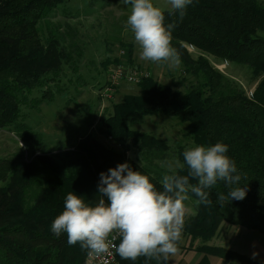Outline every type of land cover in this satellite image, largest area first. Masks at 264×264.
Segmentation results:
<instances>
[{"label": "trees", "instance_id": "obj_1", "mask_svg": "<svg viewBox=\"0 0 264 264\" xmlns=\"http://www.w3.org/2000/svg\"><path fill=\"white\" fill-rule=\"evenodd\" d=\"M66 1L0 0V129H12L38 147L43 146V135L29 125L30 114L70 92L67 82H73L72 75L80 80L85 56L78 28L53 20ZM164 11L166 23H176L172 43L181 54L183 74L193 77L195 84L180 92L151 74L143 77L138 82L140 93L114 104L99 129L101 135L123 144L122 151L88 134L56 155L48 151L30 162L0 158V264H84L87 251L79 243L69 245L66 234L54 235L51 224L63 211L69 192L83 196L87 203H98L100 173L118 164L128 163L163 190L159 181L167 168L160 162L171 158V145L134 129L146 116L164 115L186 123L185 135L196 146L228 145L227 155L242 176L231 187L247 189L243 200L223 205L217 195H227L230 189L222 181L209 190V205H197L198 198L189 193L196 214L185 220L183 232L192 240L210 241L227 222L264 234V77L248 96L207 57L194 58L188 50L192 46L264 75V4L259 0H193L182 20ZM131 52L132 48L130 56ZM88 118L85 122L91 126ZM184 150L179 145L175 155L181 164ZM131 151L137 158L128 155ZM177 171L185 175L187 167ZM197 250L206 254L200 264H209L207 255L264 264L217 246L203 245ZM119 260L122 264H160L145 257L130 261L119 256Z\"/></svg>", "mask_w": 264, "mask_h": 264}, {"label": "clouds", "instance_id": "obj_2", "mask_svg": "<svg viewBox=\"0 0 264 264\" xmlns=\"http://www.w3.org/2000/svg\"><path fill=\"white\" fill-rule=\"evenodd\" d=\"M119 2L130 6L126 25L139 46L140 59L178 68L182 60L172 43L175 21L166 23L165 11L153 0ZM167 3L170 5L168 15L178 14L182 20L193 0H167ZM228 150V145L222 142L186 148L182 154L183 164L166 166L167 171L159 181L162 191L148 175L133 170L128 163L118 164L100 173V199L95 205L69 192L63 211L51 224V231L57 237L66 234L69 245L79 243L90 256H100L114 248L124 260L145 257L167 264L169 257L179 252L189 193L198 198L197 205H209L212 203L209 190L222 181L230 190L227 195H217L220 205L246 197V187H231L239 184L242 176L235 161L227 155ZM185 166L186 174L180 175L177 168L183 170ZM117 238L118 245L114 243ZM256 255L253 253L252 258Z\"/></svg>", "mask_w": 264, "mask_h": 264}, {"label": "rangeland", "instance_id": "obj_3", "mask_svg": "<svg viewBox=\"0 0 264 264\" xmlns=\"http://www.w3.org/2000/svg\"><path fill=\"white\" fill-rule=\"evenodd\" d=\"M259 1L264 4V0ZM153 3L162 10L170 7L167 0H153ZM129 12L130 6L120 4L119 0H67L55 11L54 21H67L80 32L81 44L85 47L79 71L80 80H76L77 76L70 73L73 76L72 83L67 80L70 92L58 97L55 102L43 104L40 111L30 114L29 125L43 135L42 147H38L34 141L22 140L12 129H0V158L30 162L37 155L48 151L56 155L72 148L78 143L80 136L88 134L94 135L110 148L124 150L123 144L99 133L103 119L112 112L114 104L122 102L126 95L140 93L138 83L127 79L114 83V73L118 69L123 70L127 76L135 72L151 74L160 83L169 84L180 92H185L195 84L193 77L183 74L182 64L178 68H172L166 64L140 59L139 46L134 43L133 34L126 25ZM188 50L194 58L201 55L207 57L214 68L248 96L253 94L264 77L248 65L220 60L192 46H188ZM186 78L187 81H184ZM86 117H89L91 126L85 122ZM186 126V123H181L177 118L156 115L146 116L144 122L134 126V129L168 141L171 145V158L160 162L161 166L167 168L168 164L175 167L177 162L180 163L175 157L179 145L185 149L196 146L185 135ZM128 155L137 158L134 151ZM192 200L190 198L188 201L193 202ZM233 228L227 222L221 224L210 241L197 239L199 243L196 248L208 245L232 252L247 249L248 235L245 234L248 232L238 227ZM189 244L186 249L190 251L195 245L190 241ZM239 263L232 260V264Z\"/></svg>", "mask_w": 264, "mask_h": 264}, {"label": "crops", "instance_id": "obj_4", "mask_svg": "<svg viewBox=\"0 0 264 264\" xmlns=\"http://www.w3.org/2000/svg\"><path fill=\"white\" fill-rule=\"evenodd\" d=\"M185 204L188 209L185 216V220H186L187 218L194 216L196 214V211L193 202L186 201ZM232 226L234 227L233 229H236L235 227H238V229H244L248 233H251V234L248 233L245 234L248 235L247 238L248 240H246V243L248 245L247 249L245 250L240 249V251H236V252L241 255L248 256L250 258L253 257V253H257L256 257L253 259L264 261V234L253 230L251 231L247 230V228L245 229V227L242 226H236V225L235 226L232 225ZM189 241L191 244L195 245L190 251L186 249V247L190 246ZM198 243H199L198 240L192 241L191 237H189L183 232L181 239V248L179 249V252L175 256L169 257L168 260L169 264H200L201 261L206 256V254L197 250L196 245ZM207 257L209 259V264H232V260H227L218 256L207 255Z\"/></svg>", "mask_w": 264, "mask_h": 264}, {"label": "built area", "instance_id": "obj_5", "mask_svg": "<svg viewBox=\"0 0 264 264\" xmlns=\"http://www.w3.org/2000/svg\"><path fill=\"white\" fill-rule=\"evenodd\" d=\"M149 74L148 73H138L135 72L132 75H125L123 70L118 69L117 72L114 73V83L121 81L123 79H127L129 81H132L134 83H138L143 77H147ZM118 240L117 238L114 243L118 245ZM86 264H122L119 260V256L116 253L115 249H111L109 253L102 254L100 256H95V255H86Z\"/></svg>", "mask_w": 264, "mask_h": 264}]
</instances>
